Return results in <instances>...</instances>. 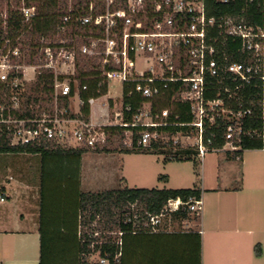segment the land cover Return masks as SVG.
<instances>
[{"label": "built area", "instance_id": "2783aa9c", "mask_svg": "<svg viewBox=\"0 0 264 264\" xmlns=\"http://www.w3.org/2000/svg\"><path fill=\"white\" fill-rule=\"evenodd\" d=\"M98 1L92 0L88 15L68 13L63 17L62 32L73 19L83 26V31L103 30V35L91 37L79 46L75 42L69 44L62 36L59 40L42 39L41 57L27 62L26 52L19 45L9 39L0 44L1 141L11 146L51 143L64 148H97L107 142L106 127L119 126L129 134L127 144L131 147L134 135L137 147L152 146L160 140L175 141L177 145L185 139L193 141L187 147L195 148L199 157L209 151L237 150L245 137L256 135L264 142V0L261 24L247 20L246 9L242 14L209 16L206 0H124L125 6L115 9L111 6L117 0H104L106 7L97 6ZM22 11L25 19L30 20L36 14V7L24 5ZM228 41L237 44L236 50L228 49ZM79 53L98 59L105 77L103 82L109 88L115 81L122 85L135 82V91L147 101L137 108L132 121L125 119V113L132 112L133 106L124 104V91L119 103L115 101L112 105L110 100L105 101L108 111L103 123L71 116L79 114L84 103L80 97L81 87L74 78ZM109 66L113 68H107ZM28 68L34 71V80L44 70L53 71L52 109L27 103L28 82L33 81L26 77ZM251 84L259 87L261 95L259 128L249 126L248 122L254 106L246 104L245 94ZM172 86V101L177 99L189 104L191 122L169 121L170 107L154 113L153 100ZM82 89H88V85H82ZM60 97H69L68 107L60 106ZM74 98L79 105L78 112L72 108ZM98 98L90 97V106ZM28 108L36 109L35 116L25 114ZM220 124L225 126V142L215 147L213 138L206 133L215 135L212 128ZM167 125L190 128L171 135L160 129ZM136 205L133 203L126 213V222L143 223L150 231H172L176 212L182 210L200 216L203 210L201 198L177 197L169 199L160 212H147L143 218L133 211ZM117 233L121 236L123 231L117 230ZM95 235H102L98 241L102 244L107 241L104 235L110 234L97 230ZM117 243L122 245V240ZM96 253H99L98 264H120L121 251L115 254L114 262L108 253L101 256L100 251L91 254L90 259Z\"/></svg>", "mask_w": 264, "mask_h": 264}, {"label": "trees", "instance_id": "16d2710c", "mask_svg": "<svg viewBox=\"0 0 264 264\" xmlns=\"http://www.w3.org/2000/svg\"><path fill=\"white\" fill-rule=\"evenodd\" d=\"M92 0H15L12 3L7 0L8 9L6 18L0 17V44L9 39L15 45L26 50L27 62H34L41 57L40 46L42 39L54 40L56 36H63L69 40V44L76 43L79 46L88 42L91 37L103 35V30L83 31V26L74 19L68 22L65 34L60 27L63 17L72 13L75 16H85L90 12ZM3 1H0V6ZM35 6L36 14L30 20H26L22 11L23 6ZM209 16L219 18L225 14H242L246 9V19L254 24L263 21L262 0H231L227 3L219 0H206ZM97 6L106 7V2L100 0ZM124 0H117L112 9L124 7ZM229 50H236L237 44L227 42ZM78 57L77 68L74 78L78 80L80 97L84 103L80 107L79 114H71L82 119L89 120L91 106L88 99L92 96L100 97L108 93L109 87L103 82L101 65L97 58L82 54ZM107 68H113L109 66ZM63 78V76H61ZM87 84L88 89H82ZM74 85V84H72ZM74 87V86H73ZM30 93L27 95V103L40 105L48 110L52 109L55 100L54 73L44 70L29 86ZM133 91V93H130ZM1 92V83H0ZM174 94L172 89L165 90L162 96L153 100V111L156 113L161 108L170 107L171 122H191L193 115L189 111V104L180 100L172 101ZM215 94V93H214ZM213 96V95H211ZM245 98L247 105H253L254 111L249 118V126L261 127V104L259 87L251 84L246 89ZM60 106L68 107L69 97H60ZM124 104H132L133 111L125 113L128 122L138 107L147 101L143 95L135 91V82L124 84ZM26 115L35 116L36 109L28 108ZM133 128V127H131ZM190 127L179 125H167L161 130L171 135L178 131H186ZM109 140L112 136H123L124 129L119 126H107ZM137 129V128H135ZM215 135L206 133L207 137L213 138V145L221 147L225 142V126L220 124L218 128H212ZM211 130V131H212ZM137 134V132H135ZM134 144L131 149H146L165 155L167 160H188L195 158L197 150L193 147H182L173 144V141L164 143L162 140L148 147H137V137L133 136ZM264 148V142L258 136L245 137L241 148L226 152L233 155L240 154L244 149ZM130 150V148H127ZM88 150L85 148L57 147L51 143L40 146L24 145L11 146L0 140V152L30 153L40 156V191H41V214H40V262L39 264H98L90 259L91 254L100 251L101 256L109 254L111 262L114 256L121 251L122 246L117 243L128 233L147 231L143 223L134 225L126 222V213L133 203L143 204L147 212L158 213L171 198L181 197L188 200L190 197L201 198L202 190L199 184L188 188H146V187H118L104 190H83L81 188V165L83 155ZM174 217L185 220L191 215L187 211H179ZM99 221L101 230H120L123 234L106 238L99 244L101 236H96V227L93 224ZM103 232V231H102ZM103 234V233H102ZM120 263L122 255L120 256Z\"/></svg>", "mask_w": 264, "mask_h": 264}, {"label": "crops", "instance_id": "0c3cea01", "mask_svg": "<svg viewBox=\"0 0 264 264\" xmlns=\"http://www.w3.org/2000/svg\"><path fill=\"white\" fill-rule=\"evenodd\" d=\"M117 99L122 95L107 98L112 105ZM226 151H217L224 155L210 178L200 157L203 210L197 220L172 231L126 234L120 264H264V148L236 156ZM40 167L38 155L0 152V264L40 262Z\"/></svg>", "mask_w": 264, "mask_h": 264}, {"label": "rangeland", "instance_id": "374dc122", "mask_svg": "<svg viewBox=\"0 0 264 264\" xmlns=\"http://www.w3.org/2000/svg\"><path fill=\"white\" fill-rule=\"evenodd\" d=\"M3 1L0 6V17L6 18L8 4L7 0ZM14 3L15 0H10ZM65 34V31L62 32ZM63 37V36H62ZM54 39L59 40L60 36ZM50 40V39H48ZM26 52V50H24ZM80 58L83 57L79 53ZM142 66V61H140ZM144 67V66H143ZM35 76L31 68L26 70V77L33 79ZM36 80L28 82L29 86L33 85ZM122 87L118 81L112 83L106 95L99 97L92 105V118L95 123L99 121H106V103L107 98L113 96H121ZM113 101V100H112ZM119 103L120 100L117 99ZM114 103V101H113ZM78 107L77 99H72V108L74 111ZM129 134L122 136H112L107 142L98 146L97 148H88V151L83 155L81 165V188L84 190H104L107 188H115L118 183L122 182L123 187H146V188H188L193 187L194 184H202V163L203 160L196 154L195 158L188 160H167L165 155L153 152L146 149H131L127 144L129 141ZM168 143V141H165ZM193 141H180V146L187 147ZM175 143V141H174ZM173 143V144H174ZM130 148V150H127ZM113 153V154H112ZM223 152L209 151L205 155L206 170L205 173L210 178L214 171V164ZM214 155V156H213ZM213 158V159H212ZM134 212H139L145 218L147 211L143 204H137L133 208ZM190 219H179L173 216L172 227L180 228L185 221L191 222L197 220L198 216L190 214ZM99 230L112 236H117L116 232L111 233L108 230H101L102 225L99 221L93 224ZM92 261H99V253H96Z\"/></svg>", "mask_w": 264, "mask_h": 264}]
</instances>
